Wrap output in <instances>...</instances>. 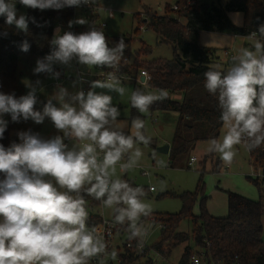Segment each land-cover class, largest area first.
<instances>
[{
  "label": "clouds",
  "instance_id": "1",
  "mask_svg": "<svg viewBox=\"0 0 264 264\" xmlns=\"http://www.w3.org/2000/svg\"><path fill=\"white\" fill-rule=\"evenodd\" d=\"M17 2L25 8L43 11L91 6L97 0H0V16L5 18V24L27 32L29 20L36 21L26 14L17 17ZM229 16L234 26H243L242 13H229ZM86 23V19L77 18L70 20L68 27ZM258 32L264 37V25H260ZM251 35L254 37L256 33ZM212 41H218L214 32L208 33L202 43L206 47ZM51 43L56 46L55 50L46 57L47 62L37 61L34 74L51 73L54 62L67 65L74 58L89 67L117 68L127 47L122 37L110 47L104 31L97 27L79 34L66 31L62 35L57 27ZM28 49L29 44L24 41L21 50ZM254 49H241L226 74L220 64L210 66L203 74L205 89L217 97L222 110L220 119L226 131L221 141H211V144L215 145L225 166H230L236 156L234 146L245 142V148L252 151L264 144V44L256 41ZM26 87L30 90L19 97L15 93L0 92V140L4 139L8 127L3 117L10 115L12 122L18 123L22 118L36 124L49 117L63 137L88 143H83L79 151L66 150L62 136L43 139L30 131L18 132L20 142H13L10 147L0 143V174H3L0 264H88L91 258L99 256L107 245L89 231L86 201L82 196L69 194L80 193L85 185H90L86 189L88 196L115 210V223L128 222L129 240L137 239V248L142 249L150 229L139 226L138 222L141 217L152 216L154 208L141 199L147 195L143 187L134 188L126 180L110 179V170L115 172L116 164L129 150L134 149L128 162L121 165L124 171L144 155L135 145L148 146L152 141L145 121L140 117L134 119L131 125L134 131L129 135L112 130L109 126L120 115L112 96L91 90L87 95L78 92L73 98L79 102L77 108L64 102L68 92L62 87L55 96L61 106L56 107L48 100L41 113L34 110L36 88L31 84ZM91 87L109 89L120 96L126 92L111 74L108 81H94ZM168 95L166 89L155 92L137 89L131 92L130 103L139 113L147 114L153 104L167 99ZM97 149L103 153L101 162L97 159ZM45 176L53 178L66 191H59ZM111 256L115 259L117 252L113 251Z\"/></svg>",
  "mask_w": 264,
  "mask_h": 264
},
{
  "label": "trees",
  "instance_id": "2",
  "mask_svg": "<svg viewBox=\"0 0 264 264\" xmlns=\"http://www.w3.org/2000/svg\"><path fill=\"white\" fill-rule=\"evenodd\" d=\"M175 5L176 9L167 3L163 14L145 8L144 16L140 13L135 15L140 23L136 32L140 30L141 26L154 31L157 34L158 42L172 46L173 57L171 59L162 57L144 59V56L152 52V48L143 43L136 51L132 63L126 62L128 59L126 56L125 60V53H130L135 40L130 35L122 37L127 47L124 49L123 59L120 62L121 73L132 72L137 75L141 73V70H146L150 75L146 85L155 90L166 89L169 93L167 99L156 102L149 111L177 112L176 126L170 143V164H174L179 157L185 155L199 141H218L220 130L224 125L220 119L222 110L219 107L218 99L205 89L203 74L214 64H220L226 74L234 61L223 56L221 52L223 49L202 45L200 32H230L236 36L244 37L256 33L259 39L264 42V37H261L258 32L260 25H264V1L262 0H226L225 2L211 3L206 0H177ZM233 11L244 14L243 26L233 25L229 17V13ZM73 14L74 11L69 7L61 10L46 9L43 11L27 8L26 15L34 17L36 21L33 23L29 20L27 32L6 25L5 18L0 16V92L6 94L16 92L20 82L18 62L22 54L47 57L53 53L56 46L51 41L54 38L55 29L59 27L58 23L62 22L66 25L64 27H67V30H61V35L66 31L72 32V29L68 27V22L73 20ZM89 16L90 22H95L98 18L95 13ZM86 31L89 30H83L80 33ZM5 32L7 35L3 34ZM105 35L110 47L115 46L121 38H113L106 33ZM24 41L29 44V49L26 52L21 50ZM142 85L141 82H135L132 91L137 89L145 91ZM130 108L131 119L143 117L131 106V103ZM10 129V125H8L4 139L0 140V143L6 148L12 144ZM121 132L125 135L130 134L126 131ZM213 147L215 150V145ZM249 154L255 165L264 166V144L249 151ZM214 164L215 170L219 171L221 169L219 162L216 161ZM0 179H3V174H0ZM122 180H126L134 188L140 186L133 179L123 177ZM89 186L85 185L80 193L75 194L85 199L86 210L93 212L92 217L87 221L96 225L101 221L98 212L100 201L87 195L86 189ZM143 189L147 193V188L143 187ZM148 191H150L149 188ZM226 193L229 207L226 216L210 214L205 205V198L200 201V212L195 214L192 209L196 202V194L182 193L183 208L179 212L154 216V222L161 225L162 234L161 239L154 245L155 249L167 250V254H169L173 247L191 240L199 250L194 251L191 245L187 244L179 264H189L194 254L203 255L207 264H264L262 234L264 193L260 189L258 200L236 191L227 190ZM183 220H188L191 223L192 229L189 233L178 230ZM166 242L169 243L165 244ZM143 255L135 248H126V251L121 255L122 264H148L149 260Z\"/></svg>",
  "mask_w": 264,
  "mask_h": 264
},
{
  "label": "rangeland",
  "instance_id": "3",
  "mask_svg": "<svg viewBox=\"0 0 264 264\" xmlns=\"http://www.w3.org/2000/svg\"><path fill=\"white\" fill-rule=\"evenodd\" d=\"M176 1L177 0H97L95 4L96 7L93 6L94 8H76L73 14V21L77 18H84L88 21V23L84 24V27H82L83 25L76 24L79 26L77 29L78 34L80 31L90 30L92 27L100 25L101 22H105L106 26L103 28V31L113 38L132 35L135 40L132 43L130 53H125V58L127 56L128 59L126 62L132 63L136 51L140 49L143 43L148 44L152 48V52L144 56V59L150 60L159 57L171 59L173 57L172 46L167 43L158 42L157 34L154 31L141 26L140 30L136 32L140 23L135 15L140 13L144 16L145 8L163 14L165 13L164 8L167 3H170L173 7ZM206 1L211 3L218 1L223 2L226 0ZM16 10L17 17H19L20 14H27V8L18 2L16 3ZM92 13L98 15L97 20L95 22L92 21L93 23L89 21V15ZM61 27L63 31L67 30V27H64V25ZM61 29L60 33H62ZM256 41H260L264 44L263 40L261 41L258 36H234L230 51L236 56L241 54V49L243 48L255 51L254 43ZM226 49L221 51L223 56H227L226 52H224ZM227 58L229 57L227 56ZM38 60L47 62L46 57H35L30 54L21 55L18 62L20 82L17 86L15 95L17 97L26 95L30 90L26 85L31 84L36 88L35 94L37 103L34 106V110L42 113L44 105L48 100H52V103L56 107L61 106V102L55 99V96L59 88L62 87L68 92L64 102L79 108V102L73 99L76 94L80 92L79 83L77 81V69L79 68L83 71L90 69L92 72H96L95 66L89 67L80 64L74 58L67 65L54 62L52 64L51 73L34 74V69L37 66ZM224 60H226V58H224ZM234 63L235 61L233 64ZM233 64L231 66H233ZM56 71H60L61 76L57 77ZM137 77L141 78V75H135L131 72L124 73L122 78H116L119 80L120 86L126 89L124 96H120L117 92L105 88L93 89L90 87L85 92V95L91 90L98 94L112 96L113 105L118 107L120 111V115L117 117L116 121L109 126L112 130L126 131L130 134L134 131L131 127L134 119L130 117V95L135 82L140 83ZM37 81H39V83H37ZM142 87L145 91H156L146 84L142 85ZM142 115L143 117L141 119L145 121L147 134L152 137V141L148 146L137 143L135 147L140 148L144 155L138 159L133 167L126 171L121 170L120 165L116 164L115 172L112 173L110 170V179L122 180L123 177H127L133 179L138 185L147 188V195L141 197V199L152 204L154 213L148 218L141 217V223H139V221L138 225L150 229L149 235L145 240L149 249V255L151 258L158 259L160 264H179L187 244L191 245L194 251L199 250V248H197L191 240L183 242L171 249V252L167 254L166 260H161L155 253L154 247L162 237L161 227L159 223L153 222L151 217H154L156 214L179 212L183 208L181 194L184 192L196 194V202L192 209L195 214L200 212V201L202 198H205V205L210 214L214 216H226L229 212L227 190L236 191L249 198L252 197L254 200H258L260 198L259 185L251 176L254 171L255 163L251 159L249 151L245 148V142L234 146L236 156L230 166H225L220 159L219 152L213 149L214 147L213 144H211V140H202L197 142L185 155L179 157L174 164H170L169 153L161 152L158 148L172 142L177 121V112L149 111L147 114ZM3 118L8 122V125H10L12 143L20 142L17 133L21 131H30L33 134H39L43 139H51L57 135L63 137V133L55 129L49 117H45L44 121L40 124H36L31 119L24 121L22 118L18 123L12 122L10 115H4ZM225 131L226 128L223 125L220 130L218 141L222 140ZM63 138L66 150L79 151L82 144L88 142L77 141L74 137ZM210 148L212 149L211 151H209ZM133 151L134 149L125 153L120 162L126 164ZM191 156L197 157V161L191 163ZM159 161L163 163H158ZM216 161H218L219 166H221L219 171L215 170L214 163ZM44 179L51 181L59 191H66V189H60L59 186L55 184L53 178L45 176ZM150 186H153L155 191H148ZM70 195L77 196L75 193ZM100 212L105 218L109 219L114 218L116 215L113 208H106L104 206L100 208ZM191 229V223L188 220H183L178 228L179 231L188 233ZM262 234L264 238V216ZM127 238L128 234L125 233L119 240L116 239V242L118 244H123ZM167 243L169 242L165 244ZM120 250L122 251L123 248L121 247Z\"/></svg>",
  "mask_w": 264,
  "mask_h": 264
},
{
  "label": "built area",
  "instance_id": "4",
  "mask_svg": "<svg viewBox=\"0 0 264 264\" xmlns=\"http://www.w3.org/2000/svg\"><path fill=\"white\" fill-rule=\"evenodd\" d=\"M93 6H95V5H91V6L83 5L81 7L94 8ZM69 8H71L73 11H75V9L77 7H69ZM173 8L176 9L177 6L174 4ZM89 18H90V16H89ZM58 24L60 27L64 25L62 22H59ZM64 26H66V25H64ZM105 26H106V23L101 22L100 25H96L95 27L103 30V28ZM78 28H79L78 25L73 24V26L71 27L72 32L75 34H78V32H77ZM255 36H257V35H255ZM224 52H226V55L230 59H233V57H236V55L228 49H226ZM125 60H126V58H125ZM95 68H96V72H92L90 69L85 70V71H83L79 68L77 69V81L79 83L80 92L83 91L85 93L91 87V84L93 81H97V80L102 81V82L108 81L110 79V74L112 76H114L115 78H122L123 74H124V73L120 72V64L118 65L117 68H107V67L100 68V67H96V66H95ZM140 75H141V77H144V81H142L141 78H139V77H137V80L139 79L143 85L146 84L147 81L150 79V75L148 74V72L146 70H141ZM245 141H246V138H245ZM97 159H98V162H101L103 160V153L100 152L99 149H97ZM190 161H191V163L197 161V157L191 156ZM117 164L120 165V167L122 165L121 162H118ZM251 176L258 183L260 189L264 193V166L255 165L254 171L252 172ZM149 189H150V191H152L155 188L153 186H150ZM102 206H103V203H102V201H100L99 210H98L99 216L101 217L100 223L93 225L87 221V225H88L89 231H93L94 235L101 238L103 240V242L107 245V247L99 256L91 258L89 260L88 264H122L123 259H122L121 255L123 252L126 251V248H135L138 252H140L141 254H144L143 256L149 260L148 264H160L158 259H154V258L150 257L149 249H148L145 242H144V246L142 249L137 248V243H138L137 239L129 240V238H127L123 244H118L116 242V239L119 240L123 234L127 233L128 237H129L128 222L125 221V223L121 225V224L115 223L114 218H112V219L105 218L103 216V214H101V212H100V208ZM87 212H88V219H90L93 215L92 214L93 212H91V211H87ZM151 218L154 222L155 221L154 217H151ZM139 223H141V220ZM129 245H131V247H129ZM121 247L123 248L122 251L120 250ZM113 251L117 252V256L115 259H113L111 256V253ZM155 253L157 254V256H159V258L161 260H166L167 250L159 251V250L155 249ZM189 264H207V262L204 260L203 255L194 254L191 257Z\"/></svg>",
  "mask_w": 264,
  "mask_h": 264
},
{
  "label": "crops",
  "instance_id": "5",
  "mask_svg": "<svg viewBox=\"0 0 264 264\" xmlns=\"http://www.w3.org/2000/svg\"><path fill=\"white\" fill-rule=\"evenodd\" d=\"M223 2H225V1H223ZM236 12H239V11H233V12H230V13H236ZM239 13H242V12H239ZM243 14V13H242ZM230 17V16H229ZM231 19V18H230ZM243 19H244V14H243ZM93 23V22H92ZM84 26V25H83ZM81 27V26H80ZM59 28H60V26H59ZM62 30V29H61ZM88 30V29H87ZM208 33H213V32H211V31H201L200 32V42H201V44L202 45H204L203 43H202V41L204 40V39H206L207 38V34ZM214 33H216L217 34V37H218V41H212V42H210L207 46H209V47H216V48H221V49H228V50H230V46H231V44H232V42H233V37L234 36H236V35H234V34H232V33H230V32H214ZM59 74V75H57V77H59V76H61V72L60 71H56V74ZM153 191H155V189L154 190H152V191H150V192H153ZM251 199H253L252 197H250ZM116 213V212H115ZM117 214V213H116Z\"/></svg>",
  "mask_w": 264,
  "mask_h": 264
},
{
  "label": "water",
  "instance_id": "6",
  "mask_svg": "<svg viewBox=\"0 0 264 264\" xmlns=\"http://www.w3.org/2000/svg\"><path fill=\"white\" fill-rule=\"evenodd\" d=\"M141 80L144 81V77H141ZM159 151L169 153L170 151V144H164L158 148Z\"/></svg>",
  "mask_w": 264,
  "mask_h": 264
}]
</instances>
